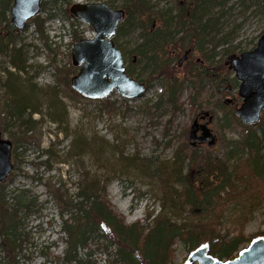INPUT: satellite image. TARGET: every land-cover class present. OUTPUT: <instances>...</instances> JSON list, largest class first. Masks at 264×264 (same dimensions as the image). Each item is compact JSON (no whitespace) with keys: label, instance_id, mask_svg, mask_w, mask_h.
<instances>
[{"label":"rangeland","instance_id":"374dc122","mask_svg":"<svg viewBox=\"0 0 264 264\" xmlns=\"http://www.w3.org/2000/svg\"><path fill=\"white\" fill-rule=\"evenodd\" d=\"M85 1L70 0L68 5L59 3L54 10L48 6L40 14L41 19H46L43 25L45 39L36 34V21L29 22L26 30L15 41L16 48H24L28 67L25 72H19L10 65V49L13 45L3 48L0 53V91L2 84H8L20 90L28 104L41 110V113L32 116L37 121V127L35 132L29 133L32 137L30 144H16L17 122L14 118L12 122H2L0 127L4 138L13 143L15 169L4 184L9 201H12L15 191L28 190L41 205L39 213L25 220L30 243L23 253L29 259L22 257L21 264H53L52 259L45 258V253L62 256L66 244L62 240L64 235L60 234V209L51 191L60 188L67 195H74L86 172L108 177V199L128 224L143 221L148 214L156 216L170 211L162 207V187L151 173L155 167L151 165L145 168L144 160L151 159V163L157 165L165 162L173 165L177 162L175 151L182 142L180 135L185 129L190 130L194 117L202 111L213 116L211 128L218 142L213 148L207 145L197 147L200 159L207 155L224 159L227 152L236 150L231 155L229 165L240 175L237 185L241 191L233 192V197L226 196L221 203L225 212L222 234L235 236L243 227L245 235L253 236V240L259 239L257 234L264 231V180L256 176L253 166L248 163L249 154L241 145L243 125L233 122L230 129H223L219 122V119L234 110V106L240 104L238 99L233 105L224 104L225 99L234 100L237 89L233 95L225 97L213 83L211 86L206 85L202 93L198 94L185 83L178 89L179 110L173 113V107L166 102V81L175 75L178 82L186 80L199 87V78L188 75L186 69H177L179 58L186 49L191 48V61L203 60L204 70L215 73L218 78L226 76L229 82L233 74L225 66V61L232 55L239 57L255 49L264 34L263 7L257 0H205L199 18L201 25L211 20L212 28L201 29L197 41L200 47H197L196 40L187 36L183 48L176 53H179V57L167 62L169 76L164 74L162 77L146 60L136 62L132 76L148 85L147 92L141 98L126 102L114 91L108 97L110 101L116 102V110H108L100 100L84 97L71 99L61 80L64 73L56 75V69L64 70L72 65L71 52L78 41L74 40V35L86 37L92 32L89 25L80 21L72 26L71 20L60 27V22L65 20L64 10L69 9L74 2ZM103 1L112 2L116 8H120L126 0ZM147 1L153 12H166L168 17L177 12V0ZM49 13L58 15L54 19H47ZM167 26L174 39L183 37L174 34L173 25ZM143 33L141 22L134 21L128 31L114 38L126 57L127 66L132 61V52L144 43ZM46 45L53 50L52 53ZM193 97L197 107L192 106ZM158 103L160 105L156 107ZM220 104L225 105L226 110L220 109ZM30 111L28 109L27 114ZM27 116L21 120H28ZM257 131L261 136V130ZM171 139L170 146H167ZM39 141L40 147L36 149ZM191 152L190 147L186 149L188 155ZM128 158L132 160L131 163ZM197 168L195 165L192 168L193 177L197 174ZM167 188L168 191L172 188L179 192L182 190L179 185L173 184ZM176 211L183 218L187 215L180 209ZM106 243L105 239L96 238L91 244L92 259L97 264H110L114 259L98 249V245ZM248 247L249 244H246L240 252ZM172 251V264H188L194 252L180 241L173 245Z\"/></svg>","mask_w":264,"mask_h":264},{"label":"trees","instance_id":"16d2710c","mask_svg":"<svg viewBox=\"0 0 264 264\" xmlns=\"http://www.w3.org/2000/svg\"><path fill=\"white\" fill-rule=\"evenodd\" d=\"M203 2L206 4L205 0H177L176 14L168 17L166 12H153L147 0H126L120 7L125 11L126 17L117 28L116 35L128 31L134 21H140L144 32L142 34L144 43L138 45L132 52L133 56H137L136 62L146 60L158 70L159 74H162V77L164 74L169 76L167 62L176 59L175 56H171L172 52L176 54L178 49L183 48L187 36L192 37L193 41L196 40L197 47H200L197 41L201 29L212 28L211 20L201 25L199 14ZM257 2L264 9V0ZM59 3L68 5L70 0H43L41 13L45 12L48 6L54 10ZM12 5L13 0H0V53L3 48L13 45L12 50L10 49V65L19 72H25L28 67L24 48L22 46L16 48L15 44L21 32L15 30L10 22ZM63 13L66 21L72 20V26L78 24L69 9L66 8ZM57 15L49 13L47 19H53ZM45 20L40 16L35 19L36 34L42 39H45L43 28ZM157 23L160 25L157 26ZM167 24L171 27L173 25L175 35L180 34L183 37L174 39ZM81 38L80 35H74V40ZM115 44L120 49L116 40ZM46 47L52 53L53 50L48 45ZM123 60L127 73L132 76L136 62L132 58L130 65L127 66L124 55ZM77 71L78 69L73 65L64 70L56 69V75L64 73L61 80L71 99L81 98L73 90L71 83ZM192 73L191 71L190 75L200 79L198 88L193 82L186 80L178 82L175 75L166 81V102L173 107V113L179 110L178 89L185 83L190 88H194L198 94L202 93L206 85L211 86L214 83L224 96L229 95L226 83L230 82L233 89L238 86L235 78L227 82L226 76L218 78L219 76L215 74V77H212L213 73L207 70L199 71L197 75ZM1 89L3 93L0 91V127L2 122L3 124L8 120L12 122L14 118L17 122L16 144L32 143L29 133L35 132L37 127V121H34L32 116L41 113V110L28 104L20 90L8 84H2ZM194 99L195 97L192 98V106L197 107ZM122 100L128 101L124 98ZM100 103L108 107V110H116V102L110 101L109 98L101 100ZM159 105L160 103L156 104V107ZM28 109H31L29 114H27ZM220 109L226 110L225 105L220 104ZM25 115H28V120H21ZM219 122L223 129H230L233 122L239 121L232 110L219 119ZM242 127L244 133L241 145L249 154L248 163L253 166L256 176L264 180V115L256 127ZM258 129L262 132L261 136ZM188 135L189 130L186 129L180 135L182 142L175 151L177 162L173 165L166 162L157 165L151 163V159L144 160L145 168L151 165L155 167L151 173L159 180L162 187V207L164 210H170L167 213H158L156 216L148 214L143 221L128 224L125 217L114 210L108 199V177L102 178L88 172L83 176L74 195L69 196L60 188L51 191L60 209V234L64 235L62 240L65 241L66 248L62 256L45 253V258L52 259L53 264H97L92 259L91 244L96 238H103L107 243L98 245V249L114 258L110 264H172V247L179 241L190 251L207 246L209 254L220 261L234 259L241 248L253 241V236L244 234L243 227L235 236L222 234L221 230L225 213L221 207L223 199L226 196L233 197V192L241 191L237 185L240 175L229 165L231 155L236 150L227 152L224 159L212 158L209 155L200 159L196 149H192L189 155L186 153V149L190 147ZM171 141L172 139L166 145L170 146ZM39 147L40 141L36 143V149ZM131 161L129 159L130 163ZM194 165L198 168L197 174L193 177ZM172 184L179 185L182 190L179 192L172 188L168 191V185ZM8 198L5 185H0V264H21L22 257L25 260L29 259V256L23 253L30 243V233L26 229L25 220L28 216L39 213L41 205L37 197L31 195L28 190L15 191L11 202ZM177 209L185 212L186 217L179 216ZM256 237H264V231L259 232Z\"/></svg>","mask_w":264,"mask_h":264},{"label":"water","instance_id":"95a60500","mask_svg":"<svg viewBox=\"0 0 264 264\" xmlns=\"http://www.w3.org/2000/svg\"><path fill=\"white\" fill-rule=\"evenodd\" d=\"M42 0H14L11 9V22L24 31L29 20L41 12ZM71 14L79 21L88 24L96 36L78 41L72 50V63L80 67L72 78V87L80 95L90 99H104L113 91L129 100L141 98L146 88L143 83L129 76L123 64L121 51L116 47L113 37L120 22L125 18L123 10H113L106 3L73 4ZM190 51H186L179 66L186 60ZM227 64L239 81L238 96L242 103L234 112L240 122L246 126H256L264 111V34L259 38L254 50L242 53L239 57L230 56ZM230 91V87H228ZM231 102V101H229ZM210 116L206 113L204 117ZM199 125L195 120L191 126L189 140L191 147L197 143H206L213 148L217 136L209 128L213 117ZM200 130L201 134L197 136ZM13 144L3 137L0 131V184H4L14 171L12 162ZM188 264H264V238L253 241L234 260L223 262L209 255L208 247L194 251Z\"/></svg>","mask_w":264,"mask_h":264},{"label":"flooded vegetation","instance_id":"af4514ba","mask_svg":"<svg viewBox=\"0 0 264 264\" xmlns=\"http://www.w3.org/2000/svg\"><path fill=\"white\" fill-rule=\"evenodd\" d=\"M94 2H98V3H99V2H105V3H106L107 5H109L112 9H122V8H116L112 2H107V1H103V0H99V1H95V0H86V1L83 2V3H85V4H90V3H94ZM122 10H123V9H122ZM123 11H124V10H123ZM125 15H126V13H125ZM186 51H190V53L188 54V56H187L186 60L183 62V64H182L181 66H179V61H180V59L183 57V55L185 54ZM183 55H182V56L179 58V60H178L177 69H179V70H184V69H186L188 75H190V72H191V71L193 72L192 74L197 75V72L199 73V71H203V70H204V66H205V64H204V61H203V60L201 61V60L197 59L196 61H193V60L191 61V58H192V56H193V50H192L191 48L186 49V50L184 51ZM171 56H175L176 59H177V56L179 57V53L176 55L174 52H172ZM136 58H137V56L134 55V56H133V61H134V62H136ZM228 58H229V57H228ZM228 58H227L226 61H225V66L227 67V69H228L230 72H232V74H233V77H232V78H235V79H236L233 70L230 69L231 64H227V60H228ZM189 66L191 67V69L187 70ZM211 76H212V77H215V73L212 74ZM236 81L238 82V86H237L234 90H233L231 84H228V85H227L226 90H227V92L229 93L228 96H231V95H233L234 91L237 89V95H236V97L234 98V100H231V99H230V100H229V99H225V100H224V103H225V104L233 105L235 100L240 99V97L238 96L239 81H238L237 79H236ZM145 86L147 87V84H146V83H145ZM228 87H230V91H228ZM147 89H148V88H147ZM219 92H220V91H219ZM228 96H225V97H228ZM229 101H231V102H229ZM234 107H235V106H234ZM206 113H209V112H203V111H202L201 113H198V114L194 117L193 122H194L195 120H197V123H198L199 125H203L204 123H206V122L208 121V119H209L208 117L212 116V115L209 113L210 116L204 117ZM212 117H213V116H212ZM193 122H192V124H193ZM211 124H212V123H211ZM211 124L209 125V128H211ZM211 129H212V128H211ZM200 134H201V132H200V130H198V132H197L196 135L199 136ZM189 142H190V144H191V141H190V140H189ZM205 145H206V143H197L196 146H197V147H202V146H205Z\"/></svg>","mask_w":264,"mask_h":264},{"label":"bare ground","instance_id":"6f19581e","mask_svg":"<svg viewBox=\"0 0 264 264\" xmlns=\"http://www.w3.org/2000/svg\"><path fill=\"white\" fill-rule=\"evenodd\" d=\"M75 1V0H74Z\"/></svg>","mask_w":264,"mask_h":264}]
</instances>
